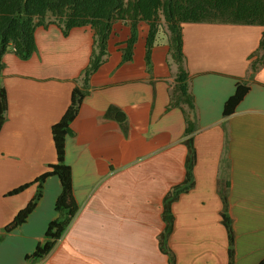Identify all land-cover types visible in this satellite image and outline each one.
<instances>
[{"label":"crops","instance_id":"0c3cea01","mask_svg":"<svg viewBox=\"0 0 264 264\" xmlns=\"http://www.w3.org/2000/svg\"><path fill=\"white\" fill-rule=\"evenodd\" d=\"M149 28L145 21L137 24L128 51L131 23L112 26L106 54L87 79L65 139L79 209L52 251L35 264H228L221 190L232 218L234 264L264 259V62L251 69L264 26L182 24L193 110L171 104L178 65L170 55L169 32L159 30L148 52ZM94 41L89 25L64 35L49 24L36 28L37 50L29 59L12 50L3 56L0 230L33 199L38 184L32 182L57 162L52 127L69 108L74 88L83 87ZM238 82L249 89L224 116ZM188 139L196 154L194 186L171 204L166 253L164 198L185 179ZM26 183L32 184L8 194ZM61 190L58 176L46 178L27 220L0 241V264H29L26 256L58 215Z\"/></svg>","mask_w":264,"mask_h":264},{"label":"trees","instance_id":"16d2710c","mask_svg":"<svg viewBox=\"0 0 264 264\" xmlns=\"http://www.w3.org/2000/svg\"><path fill=\"white\" fill-rule=\"evenodd\" d=\"M164 18L169 31L170 55L178 65L177 95H172V105L186 104L194 108L193 96L188 91V74L185 70L183 52L182 24L195 23H230L264 26V0H0V74L4 68L3 56L12 50L20 59H29L37 50L36 28L56 24L64 35L73 28L91 26L95 32L94 49L88 67L84 70L83 87H75L72 100L61 120L52 127L57 150V162L50 169L38 176L32 183H37V191L27 206L21 209L13 221L0 230V241L5 234L23 224L37 206L43 195V185L48 176L59 177L62 190L57 198L55 209L57 217L46 230L34 252L26 256L29 264L40 262L55 247L73 218L79 205L75 200L72 186V171L65 162V139L70 134V124L75 118L83 97L87 79L95 72L106 54L107 42L112 26L117 21H129L132 36L128 41V51L136 40V28L140 21L149 24L147 51L154 45L159 31L160 17ZM252 71H256L264 62V34L259 49L253 55ZM249 86L237 83L235 93L226 101L224 116L232 114L237 104L247 93ZM7 97L5 88L0 85V129L6 120ZM187 132L193 130V121L186 114ZM186 176L182 183L175 185L164 198V218L166 229L162 235V249L169 253L166 240L172 229L173 216L171 204L178 196L194 186L193 167L196 160L191 139L187 140ZM32 183L23 184L8 192L9 195L23 191ZM228 186V185H226ZM224 207L222 222L228 230L229 262L234 264V230L229 214L227 193L221 190ZM171 259V258H170ZM173 264V259H171ZM258 264H264L262 259Z\"/></svg>","mask_w":264,"mask_h":264},{"label":"rangeland","instance_id":"374dc122","mask_svg":"<svg viewBox=\"0 0 264 264\" xmlns=\"http://www.w3.org/2000/svg\"><path fill=\"white\" fill-rule=\"evenodd\" d=\"M159 23H160L159 30H162L163 33L169 32L166 23L164 21V18L162 16L160 17Z\"/></svg>","mask_w":264,"mask_h":264}]
</instances>
